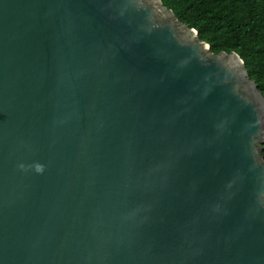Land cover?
Returning <instances> with one entry per match:
<instances>
[{"label":"water","instance_id":"1","mask_svg":"<svg viewBox=\"0 0 264 264\" xmlns=\"http://www.w3.org/2000/svg\"><path fill=\"white\" fill-rule=\"evenodd\" d=\"M263 150L161 0H0V264H264Z\"/></svg>","mask_w":264,"mask_h":264},{"label":"trees","instance_id":"2","mask_svg":"<svg viewBox=\"0 0 264 264\" xmlns=\"http://www.w3.org/2000/svg\"><path fill=\"white\" fill-rule=\"evenodd\" d=\"M161 2L179 22L194 29L212 53H236L264 97V0Z\"/></svg>","mask_w":264,"mask_h":264},{"label":"clouds","instance_id":"3","mask_svg":"<svg viewBox=\"0 0 264 264\" xmlns=\"http://www.w3.org/2000/svg\"><path fill=\"white\" fill-rule=\"evenodd\" d=\"M39 170H41V169L38 168V171H39Z\"/></svg>","mask_w":264,"mask_h":264}]
</instances>
